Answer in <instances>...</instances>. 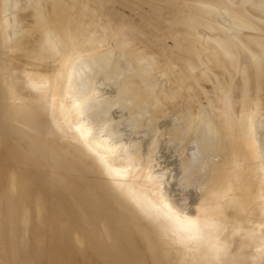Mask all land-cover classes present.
<instances>
[{"label": "bare ground", "instance_id": "obj_1", "mask_svg": "<svg viewBox=\"0 0 264 264\" xmlns=\"http://www.w3.org/2000/svg\"><path fill=\"white\" fill-rule=\"evenodd\" d=\"M12 1L14 3V0H0V47L1 46L5 47V44L9 42L10 39L12 38V41L7 49L11 51L9 60H10V65L13 67L12 68L10 66V70L7 71L6 65L2 62V59L0 58V264H263L264 263V188H263L264 187V164H263L264 155H262V152L257 148V139H256V136L257 135L259 136L258 128L261 126H259V123L256 121L258 123L257 126H259L257 127L258 130H255L256 127L255 129L251 127L250 129L251 131L247 133L245 132L244 126L242 124L244 113L246 114V120L249 122H250L251 117L255 116L254 115L255 113H254L250 117L251 113H253L252 111L253 108L254 110L255 109L258 110V107L257 108L255 107L256 105L258 106L260 99L253 100V101L250 99L247 100L241 94H238V97H236V100L233 101L231 100L232 98L230 97H231L232 92L234 93L235 91L225 90L221 95H218L219 104H216L218 102L214 103L213 101L217 99V96H215L214 93L212 92V97L210 96V98H212L213 101H211L210 98H207L208 101L213 102V104L211 105L212 109L210 110L208 108L209 106H207V108L203 107L200 109L199 116L196 115L197 116L196 126L195 128L193 126L195 133H193L194 131L192 132V134H195V135L188 134V130L191 128V125L187 124L189 122L188 121L189 118H187L188 122L187 121H186L187 123L185 122L187 115H189V117L191 118L193 117V115L190 116V114H187L190 111H192L191 108L188 109L190 111L186 109L187 112L185 114L187 115L185 117V120L184 118L181 117L182 113L179 112L181 114L180 117L184 120V123H183V120L182 122H179L178 119L176 120L175 117H173V120L174 121L176 120L178 122V124H176L175 122V124L173 125L172 124L173 120H171L172 116L165 114L166 112L165 113L161 112L160 111L161 108L157 107L158 108L157 110L160 109L159 112L157 114H154V117H152L151 119L152 120L151 123L150 122L146 123V125L150 123V129L149 127L148 129L144 128L145 133L143 134H139L138 132L135 133L134 131V133L131 134L130 137L128 136L129 134L128 133L127 134V136L129 137L128 139H125L127 137H123L124 139L122 140H125V141L121 140V142L122 143L125 142V145L122 143H119V144H122L124 145V147L126 146L131 149L130 150L128 149L129 152H127L126 151L127 148L123 147V149L126 152L119 155L118 153L115 152L117 145L115 144L113 145L112 144L113 141L111 139L112 138L114 140L117 139L118 141V138L121 136V134H123L125 126L122 122L121 124L117 126V123L114 122L116 121L115 119L113 122L116 124V126H113V127L111 126L112 124L109 126L104 123L105 124L104 128L109 126V130H107L108 128L106 129V132L109 131L108 135L106 136H109V134L111 136V139L110 137L108 138L109 140L107 139V137H104L105 134L104 136H101L97 139L85 136V131L83 129V126L80 125V122H79L80 118L84 119V121L89 120V118L91 120L92 117H89V118L85 117V114H87V112L90 113L91 110L93 111L95 110V109H91V110L89 109H90V105H92V108L94 106L96 107L94 102L97 100L94 101V99L98 98V96L93 99L91 98V96L95 97V95H93L94 93H91L92 95L91 94L89 95V94H86V92L85 94L83 92L85 87L88 93H90L93 89L94 91H98V90H95V88H92L94 85L96 86V83L94 82L96 81L94 80L95 78L93 77V80H94L93 82L92 80L89 81V83L91 82L95 83L94 85L91 84L92 90L90 88H89L90 90L88 89L89 83L85 84V86L83 87L80 86L81 84H79V87H78L79 89L82 90V88H84L82 92H80L77 88L78 83L80 82L76 83L75 80H79V78L81 80V77L83 75L88 76L86 77V79L87 78L91 79V77H89L90 74L89 75L81 74L82 73L81 71H83L84 68L82 66L83 64H80L81 66L79 68L81 67L83 68V70H80L81 72L80 74L82 76L79 78H75L78 75L72 77L71 79L75 78V80L73 79L75 83L73 84V80H71L72 83H69L71 82L69 81L71 69H72L71 65L74 64V63L72 64L73 58L77 54H80V53L90 54L94 50V46L93 47L91 46L92 44L84 48L80 46L78 43L74 45L72 44V42L75 41V40H72V38L76 37L78 33V32L76 33L75 31L77 29L76 28L77 25L74 24L73 21L74 19H76L78 21L77 24L79 23L81 27H85L84 29L88 32V34H89V31L92 34V32L96 30V27L94 26L95 27L94 28L92 26L91 21L89 23L87 20H89L90 18L91 19L93 18L92 15L94 14H91V12L94 13L93 11H95L98 6L92 4V2H90L91 4H88L86 0H81L82 3L81 2H78V3H80L79 5H82V6H80L78 10L73 9L72 11L71 9H66L67 8L66 6H68V4L72 2V0H17V1L15 0L16 1L14 3L16 4L15 6L16 8H15L12 5ZM173 1H172V4H173ZM216 1L218 0H215V2ZM221 1L222 0H220L219 2ZM226 1L227 0H225V2ZM247 1H250V0H247ZM40 2H42L41 4L43 6H41ZM225 2H223V4ZM120 3H121V6L125 8L133 9L134 7L133 11L135 10V6L131 8V2L128 0L120 1ZM174 3H177L176 5H178L179 2L174 1ZM221 4L222 3H220L218 6L226 7L228 5V4L227 5L222 4L223 5L222 6ZM75 5H76V8H78L77 7L78 4H75ZM167 5H166V8H167ZM70 6H73V5H70ZM100 6H103V5H100ZM140 6H142V4ZM12 7L13 9L15 8L14 12H16V15L20 13V16L18 18H15V20L14 18H12V15L15 13L13 12L12 14L10 11L12 10L11 9ZM137 7H139V5ZM171 7L173 8V6ZM183 8H181V10ZM185 8H186V14H187L188 10H190V7L188 10H187V7ZM103 9L105 13L113 17L112 18L113 20L114 19H116V21L118 20V18H116V15H118L117 12H119V9L112 11L111 9H109L108 6L106 8L104 7ZM141 9L142 8H140L139 10L140 13H141ZM223 9H226V8H223ZM148 10H150L149 7H148ZM148 10H147V14H148ZM172 10H174L175 12L177 11L174 8ZM181 10H180V13L182 12ZM227 10L230 11L229 9ZM244 10H247L253 17L262 16L264 15V0H256L253 3V5H251V8H247ZM145 11L146 10H144L142 14H139V15L143 16V13H145ZM155 11L157 12V9H155ZM174 11L172 12L174 13ZM196 11H199V10H196ZM205 11L209 12V10H205ZM153 13H154V9H153ZM157 13L158 14L160 13L159 10ZM164 13L166 15V10L164 11ZM164 13L162 15H164ZM147 14L145 13V16H144L145 18H147L148 20L153 19V18H150L149 14L147 16ZM158 14H155L154 17H157L156 15ZM231 14L234 15V12H231ZM16 15L15 16L13 15V17H16ZM74 15L76 18L74 17ZM83 15L85 16L88 15V17L90 16V18L85 20L84 19L85 16L83 17ZM175 15L177 14L175 13L174 16ZM99 16L100 15H98V17ZM142 16H140L141 19L143 18ZM190 16H193V15H190ZM234 17H237V16L235 15ZM160 18H161V15L159 14L158 20H160ZM168 18H171V17H168ZM108 19L110 18L108 17ZM11 20L13 23H11ZM98 20L99 21L102 20V17H100ZM99 21L95 22L98 24V26H99ZM202 21H204V17L193 16V17H190L184 20L183 23L191 24L194 22L193 24H195L196 22L198 24H201ZM155 22L152 21L153 24ZM254 22H256V20H254ZM114 23L116 22L115 21L113 23L111 22L110 25L112 26L109 25L111 27L110 28L111 30L114 26L115 28H117L116 27L117 24L115 25ZM147 23L149 24V21ZM161 23L162 22H160L159 24ZM136 24L138 25V23ZM193 24H191L189 28ZM106 25H105V28L107 30ZM162 25L163 24L161 25L156 24V26H159L157 27V29L158 28L160 29ZM166 25L169 27L170 24L169 25L166 24ZM166 25H164L165 29L162 27L163 30H166L167 28ZM179 25L176 28L173 27V30L175 28L176 29L175 31H178V29L180 28ZM195 25H193L194 28L197 27ZM236 25L239 26V24H236ZM101 26L104 27V22H103V25ZM136 26H134L133 24L130 23V21L128 22L127 20V23L126 22L124 23L121 21L118 27H121V28L131 27L132 30L134 31L136 30L141 31V28H144V31L145 29H147V27L145 26L142 27V25L141 27L140 26L138 27L140 29H135ZM210 26L214 27L213 25H210ZM30 27L39 28V33L35 35H29L30 36L29 38L25 39L22 42H19V38ZM88 27H90V29H88ZM93 28L94 30L91 31V29ZM115 28L113 29L115 30ZM148 28H150V32H152L151 28H154V31L156 29L154 26L148 27ZM147 30H146V33H148ZM173 30L171 28V32ZM108 31L109 30H107V32ZM121 31L118 33L119 35H116V36L120 37V34L123 33V31L122 32ZM140 31H136V32H140ZM125 32L129 33V31H125ZM155 32H152L153 35ZM81 33L86 34V32L84 31ZM110 34H113V33H110ZM110 34L109 36L107 34L108 37L106 36L108 40L110 39L109 38L111 36ZM157 34H160V30H159V33ZM166 34L164 33L163 37L167 38L170 36V34L169 36H167ZM171 34H173V32ZM90 35L88 36L86 34L88 38L90 37ZM94 35L92 34L91 37H93ZM179 35L176 34L175 36L179 38L178 37ZM116 36L114 37L116 38L114 42L117 41ZM138 36H141V35L139 34L137 35V37ZM142 36L138 38H143ZM147 36L150 37V35H147ZM147 36H146V39H147ZM181 36L183 35L181 34ZM247 36L250 37L249 35ZM137 37H135L134 39H137ZM158 37H161V36L158 35ZM153 38L151 39L153 40ZM169 38L167 39L171 40ZM177 38L176 40H172V42L177 41ZM182 38L180 39L182 40ZM92 39L93 38L91 39L89 38V40L86 39V41L89 42ZM151 39L149 38L147 40L151 41ZM131 40L129 39L130 42ZM142 40H144V38L141 39V41ZM161 40L163 41L166 39H161ZM183 40H185V38H183ZM197 40L198 41L196 42L199 43L200 39L198 38ZM154 41H158V39ZM192 41H193V38H192ZM257 41L259 43V40ZM106 43L108 44L109 42L106 41ZM127 43L126 44L129 46V42ZM151 43L154 44L153 42H150V45ZM159 43L161 42L158 41V44ZM57 44L66 45V47H68L69 50L71 49V51H66L61 54L60 59H57L54 62H49L48 60L50 59V57H52L51 52L56 47ZM99 44H97V46ZM136 44H138V41ZM183 44L182 46L181 44L179 45L182 47V49H183V46H185V49L188 48L190 50L194 48L191 45L187 46ZM202 44L203 43H201V46L203 47L204 45H207L205 44V42H204V45ZM155 45L157 44L155 43L154 46ZM257 45L255 46L258 49ZM97 46L95 45V48ZM99 46L96 48V50H98ZM105 46L106 45L103 44L102 46H100V48L105 47ZM115 46L116 45H114L113 43L112 47L115 48L116 50ZM131 46L132 45L129 46L131 49L133 48L134 51H137L133 47L134 43H133V46L132 47ZM108 48H110V46ZM108 48H105V49L108 50ZM113 48H110V49L113 50ZM149 48L152 49L153 46L152 48L151 47ZM164 48L162 50H159V48H157V52L158 50L164 51ZM263 48H264V42H263L262 49ZM253 49L254 48H252V50ZM257 49L256 51L254 50L253 52H250V54L241 52L240 51L241 49H240L238 54L234 55V57H239V63L241 61L240 58L244 60V65H243L244 74L242 71V75L244 78L249 79L250 83L251 81L259 82L264 79V75L260 73H258V75L251 74L252 72H250L254 64H257L259 66H262L264 64V56L260 52H257L258 51ZM262 49H261V52L263 51ZM72 50H75V51L77 50L76 51L77 53H75V51L73 52ZM96 50L94 51L96 52ZM112 50L111 52L115 58L116 54H114L113 52L114 50L113 51ZM169 50L170 52H172L170 48ZM194 50H197V48H194ZM152 51L153 49L151 50V52ZM168 51H166L165 54H167ZM182 51L183 50L181 51L179 50L181 54L179 53L180 56L178 58H180L184 52H185L184 55H187L186 53L188 51H183V53ZM204 51L205 50H203V52ZM98 52L99 54L102 53L99 50ZM146 52L147 51L145 50V53ZM191 52L193 53L196 51L191 50L190 53ZM197 52L200 53L201 51L199 50ZM160 53L161 52H158L159 55ZM94 54H97V53H93L92 55ZM138 54L141 55L143 53L138 52ZM146 54H147L146 57H148V52ZM207 54H203V55H207ZM111 55L109 57H105L103 55L101 56V58L99 57L100 59L98 58L97 61L109 63L111 60H114L113 56ZM144 56L145 54L140 56V59H141L140 61H143L145 65L149 62V60H147V58H145ZM168 56L171 57L169 54ZM207 56H209V54ZM87 57H90V56L87 55ZM94 57L96 58V56ZM161 57H163V55ZM191 57L193 58V54ZM191 57L189 58L191 59ZM27 58H30L31 60H28ZM156 58L157 57H155L154 59ZM186 58L184 59L183 57L185 62L189 59L188 58L186 60ZM36 59L41 60L42 62L34 63L33 60H36ZM212 59L213 58L211 57V60ZM229 59L231 60V57H229ZM175 60L176 58L174 57L173 62ZM184 60H180V63ZM213 60H218V59L216 58ZM112 62L113 61H111L110 63L112 64ZM166 62L168 61H165V65H166ZM205 62H206V59H205ZM77 63H78V60H77ZM117 63L119 65V68L120 66L123 65L120 59L119 60L117 59ZM180 63L177 62L179 67H180ZM186 63L182 62V64H185L187 67L188 65ZM221 63L222 65L225 64L224 66H227V64L229 63L232 64L230 61H227V63H225V60L224 62L222 60ZM239 63L238 65H240ZM86 64L88 65V63ZM140 64H137V66ZM87 65H85L84 63V67H86ZM76 66L78 67L79 64ZM76 66H74L75 67L74 70L76 69L75 72L79 73L77 71L78 68ZM96 66H94V68ZM156 66H157L156 68H159V65H156ZM162 66L163 64L160 67L161 69H162ZM150 67H148V70H151L152 72L153 69L151 68L152 67L154 68V66H152L151 68ZM189 67L195 70L194 65L190 64ZM220 67L222 68V66ZM112 68L113 67L111 66V69ZM182 68H184V66ZM233 68H236V67H233ZM239 68L237 67V69ZM107 69L105 70L107 71ZM111 69L108 70L107 73H109ZM113 69L115 70L116 66ZM237 69L234 72H237ZM174 71L172 72L171 70V73H174ZM186 71L187 70H185V72ZM239 71L240 70H238V72ZM84 72L85 70L83 71V73ZM147 72L145 71V74H138L141 77L139 79V83H137L136 86L133 87L134 93L132 92V96L136 97L135 92L138 93L143 89L140 83L144 81V78L146 77L145 75ZM168 72L170 71L168 70ZM219 72L221 73L222 69L221 71L219 69ZM93 73L95 75L94 71ZM180 74L182 75V73ZM201 74L203 75L204 73H201ZM215 74L219 75L218 73H215ZM223 74L224 73H222V75ZM235 74L239 76L238 75L239 73L238 74L235 73ZM169 75L172 76V74H169ZM204 75L207 77V74H204ZM187 76H185V78H187ZM203 76L201 77L203 78ZM237 76H236V80L234 78L236 82L238 80ZM101 77H103V79L105 78V76H101ZM181 77H177V78L179 79ZM198 77L199 78L195 77L197 80L195 78L194 80L198 81V79L201 78L200 76ZM240 77L242 79V76ZM82 78L85 79V76ZM99 78L100 76L98 77L97 81L103 80ZM172 78L174 77L172 76ZM226 78H223V79H226ZM159 79H162V78H159ZM188 79L190 78L188 77ZM188 79L186 80L188 81ZM202 80L205 82V80L207 79L205 78V80L204 79ZM221 80L219 81V83L221 82ZM159 81L157 80V82ZM182 81L185 82L184 79ZM207 81L210 82V80H207ZM168 82L170 81L168 80ZM234 83L232 82V84ZM71 84H73V87L76 84L75 86L76 88L72 87V89L74 90L77 89L76 91L78 93L77 95L83 93V95H86V96L89 95V97L87 98L89 99L91 98V101L89 102L91 104L85 103L86 104L85 111L83 108H78V109L75 108V104L78 105L83 100L87 99L84 96L82 97L80 95L74 99L75 100L74 108L71 109V106H73V104L71 103V101H68L67 99V91H69V88L72 86ZM147 84L149 85V83ZM194 84L197 85V88H200L198 87V85H201L199 84V82L198 84L194 82ZM97 85L99 86L100 84L97 82ZM123 86L124 85H121V88ZM113 88H116V87H114L113 85ZM197 88H194V89L198 91ZM106 89H107V86H106ZM202 89H204V87ZM114 90L112 91L115 94ZM257 90H254V91H257ZM101 91H98V92H101ZM150 91H152V89ZM150 91H148V94L151 96ZM209 91H213V89L209 88ZM198 92H195V93H198ZM202 92L201 94L204 93ZM101 93H103V91ZM126 94H128V92ZM115 95H117V93ZM262 95L259 94V96H262ZM207 96L209 97V95ZM213 96H215L216 98H213ZM194 97L191 96L190 98L188 96V99H192V101L195 102L198 100L197 98H199L200 95L196 98L197 100ZM204 97H205V94H204ZM255 97L253 96L254 99ZM82 98L84 99L82 100ZM132 98H133L132 99L133 101H137V100H134L136 98L134 97ZM142 98L145 99L144 97ZM172 98H175V97H172ZM132 100L131 102H133ZM201 100L203 101L202 98ZM208 101L206 103H209ZM101 104L98 107H100ZM179 104L180 103H178V105ZM146 105L144 103L143 106L141 105L140 106L144 108V106L146 107ZM223 105L226 107V109L222 112V114L220 113V115L219 114L215 115L219 109L223 108ZM135 106L136 104H134V110L136 108V110H139V112L140 111L142 112L143 109L140 110L139 107L137 109V106L136 107ZM149 106L150 105L148 104V108L146 109H149ZM184 106L185 105H183L182 108ZM173 107L175 110V106ZM177 107L179 108L181 107V105L176 106V109ZM104 108H103V111L107 110ZM101 110H98V111H101ZM131 110L134 111L132 108ZM256 110L254 112H256ZM93 111L92 113L96 112V110L94 112ZM175 112L176 111L171 112V113H175ZM182 112H185V111H182ZM92 113L90 114L92 115ZM171 113L169 112V114ZM108 114H106L107 121L110 120L109 118L110 116L108 117ZM141 114H145V112ZM132 115L134 114H131V116ZM92 116L94 118V114ZM97 116H100V115L97 114ZM97 116L95 114V117ZM135 116L137 119V120L135 119V125L137 126V123L140 124L139 118L140 117L144 118V116L146 115L144 116L135 115ZM178 116L177 118H179ZM93 118H92L93 122H91V125L95 126L96 124H94ZM148 119L149 117L147 119L144 118V120H148ZM193 119L194 118L189 119V120L192 121ZM86 122L88 123V121ZM87 123L85 126H87ZM142 123L144 124V122ZM88 125L90 124L88 123ZM166 125L169 126L168 129L170 128L171 132L167 130ZM189 125H190V128H189ZM262 127L264 128V126ZM89 128L91 130L93 128L94 129L93 131H95L96 129L94 127H89ZM110 128H113V129H110ZM149 130L151 132H148ZM164 130H167L169 131L170 134H173L171 138L174 137L173 138L174 140H171V142L173 141L174 144H177L178 146L180 145V143H182V146H179V148L181 147L183 148V143L186 145L185 151H181L182 154L180 158L182 157V155H185V152L187 153V155H185L184 158H186V156H188L187 158H189L188 160H184L180 162L174 174L175 179L177 178L174 182L177 181V184L175 183L176 184L175 185L172 183L170 184V187L168 188L167 186H165L167 184H164L165 179L163 180L162 175L160 174L153 175L151 173V170H154V166H155V164H153L154 163L153 161L154 160L159 161L156 158L154 159V157L157 154V148H158L157 146L161 147V145H159L158 143L160 141L162 142L163 137L165 138V136H167L166 132H165V136L162 133ZM189 131H191V129ZM260 131L261 132L263 131V134L260 135L259 138H261V136H264V130H260ZM258 142L260 141L258 140ZM134 145L136 147H134ZM165 145H163V147ZM228 145H232L231 148ZM131 146H133L134 149H132L133 147ZM214 146L219 147L218 149L216 148L217 151L215 150L216 151L215 154L221 156L220 157L221 160L217 159L218 161H216L214 158L218 156H215L213 158L214 160H211L210 162H208V164L203 163L205 164V166H203L205 168L202 171L203 172L202 178H200V182L198 183L199 187L198 186L197 187L199 190L203 191L204 195L200 197L197 196V198L195 197L196 199L194 198L195 199L194 200L193 197L195 195L191 193L194 196H191V194H189L188 196L186 194V189L187 187L190 188L191 182L188 183V181L192 179L194 172H196L197 170V166L195 165L196 158L197 157L201 158L205 154L206 151H207L206 154L209 153L211 150L208 152L209 150L208 148H212ZM225 146L228 147L229 149L226 150ZM166 148H170V146ZM202 150H204L205 152H203ZM163 151L165 150L163 149ZM200 151L203 152L202 156L201 155L198 156ZM121 152L122 150L120 151V153ZM174 153H175V148H174ZM156 157L158 158V156ZM204 157H206V155H204L202 159ZM206 158L204 159L206 160ZM207 161L208 160H206L205 162ZM163 171L164 170H162V172ZM155 172L156 170L154 171V173ZM174 175H172L173 178H174ZM194 180L196 182V179ZM170 182L172 181L169 180V183ZM165 195L168 197L169 200L164 199V197H166ZM197 195H201V194L197 192ZM181 205L182 206L186 205L188 207L185 209L183 207L184 209L183 210L180 207ZM244 222H246V224ZM242 223L245 225H243ZM8 248H11V250L9 249L10 251H7Z\"/></svg>", "mask_w": 264, "mask_h": 264}, {"label": "rangeland", "instance_id": "obj_2", "mask_svg": "<svg viewBox=\"0 0 264 264\" xmlns=\"http://www.w3.org/2000/svg\"><path fill=\"white\" fill-rule=\"evenodd\" d=\"M17 1V0H16ZM15 0H14V3L16 2ZM120 1H125V0H95V2H94V0H86V2H88V4H91L90 2H92V4H94V5H96V6H98L97 7V9H99V10H95V11H93L94 13H92L91 12V14H94V15H92L93 16V18L91 19L90 18V16L88 17V15L90 14H88L87 16H85V15H83V17H84V19L85 20H87V19H89V20H87L89 23H90V21H91V23H92V26L94 27H96V30H94V28L93 29H91V31H93V32H95V33H93L92 32V34L94 35L93 37H91V33H90V31H89V34H88V32L84 29L85 27H81L80 25H79V23L77 24V20L76 19H74V21H73V23L74 24H76L77 26H76V33H77V36L76 37H74V38H72V40H75V41H73L72 42V44L74 45V44H76V43H78L80 46H82L83 48L84 47H86V46H88V45H91L92 47L94 46V50H96V48L100 45V46H102L103 44L104 45H106L105 47H102L103 48V50H102V48H100V46H99V48H98V50L99 51H101L102 53H100L99 54V52H98V50H96V52L93 50L92 52L93 53H97V54H94V55H92L93 53L91 52L90 54L89 53H82L83 54V56H82V54L80 53V54H77L74 58H73V60H72V64L74 65V66H76V65H78L79 64V66L77 67L78 68V72L79 73H76L75 72V70H74V66L73 65H71L72 67V69H71V74H70V79H69V81H71V80H75V78H79V77H81L82 75L81 74H90L89 75V77H91V79L90 78H87L86 79V77H88L87 75H83L82 77H84L85 76V79L84 78H82L81 77V80L82 79H84V80H80V78H79V80H75V82L77 83V82H80V83H78V86H77V88L79 87V84H81L80 86H85V84H87V83H89V81H91L92 80V82L94 81V80H96V81H94L95 83H96V86L94 85L95 83H89V87H88V89L90 88L91 90H92V88H95V90H98V91H103V93H101V92H98V91H94V89L90 92V93H88L87 91H86V87H85V89L84 88H82V90H83V92H84V94H85V92H86V94H91V93H94L93 95H95V97L93 96H91V98H96L97 96H98V98H96V99H94V101L95 100H97V101H93L94 103H95V105H96V107L94 106L93 108H92V105H90V109L89 110H91V109H95L96 110V112L95 113H92V111L93 110H91V112L90 113H92V115L94 114V118H93V116L90 114V113H88L87 112V114H85V117H92L93 118V120H94V124H96L95 126H97V127H95L94 125L92 126L91 125V122H93L92 121V118H91V120H90V118H89V120H86V121H88V123L91 125H88V123L86 122V121H84V119H82V118H80V125H82L83 126V129H84V131H85V136H88V137H92V138H99V137H101V136H104V134H105V136L104 137H107V139L110 137V139H111V136H110V134H109V136H106V135H108V133H109V131H107L106 132V129L107 130H109V126L111 125L112 127L113 126H116V124L115 123H117V126L119 125V124H121V122L124 124V126H125V129H124V132H123V134H121V136L118 138V141H117V139L116 140H114L113 138L111 139L112 141V144L114 145H117L116 146V149H115V152L116 153H118L119 155L120 154H123L124 152H129L128 151V149L130 150L131 148H128V147H126L127 149H126V151L123 149V147H124V145H125V142H121V140L122 139H124L123 137H127V138H125V139H128L129 137H130V135L131 134H133L134 133V131H135V133H139V134H143V133H145V131H144V128H147L148 129V127H149V129H150V123H151V119H152V117H154V114H157L158 112H159V110H157L158 108H161V112H163V113H165V114H168V115H170V116H172V119L171 120H173V117H175V119L177 120L178 119V121L179 122H182V118H184V120H185V117H186V115L187 114H190V116L191 115H193V117L192 118H194L192 121L191 120H189V119H192L191 117H189V115H187V117H186V120H185V122L187 121V118H189L188 119V123L187 124H190L191 125V128H190V125H189V128L191 129V131H189L190 129L189 128H187V129H189L188 130V134L190 135H195V134H192V132L194 131V129H193V126H194V128H195V126H196V119H197V116H199V113H200V109L201 108H203V107H206L207 108V106H209L208 108L211 110L212 109V107H211V105L213 104V102L215 103V102H218V103H216V104H219V100H218V95H221L225 90H231V91H235L234 93L232 92V94H231V97L230 98H232L231 100H233V101H235L236 100V97H238V94H241L244 98H246L247 100L248 99H250V100H259V104H258V106L256 105V107L255 108H257L258 107V110H256V112H254L255 110H254V108L252 109V111H253V113H251V115H250V117L252 116V114H254L255 116H257V117H255V116H252L251 117V119H250V122L249 121H247L246 120V114L244 113L243 114V126H244V129H245V132H250L251 130V127H253L254 129H255V127H256V129L255 130H258V134H259V136L260 135H262L263 134V131L261 132L260 130H264V128L262 127V126H264V79L263 80H261V81H259V82H255V81H251V83L249 82V79H247V78H244L243 77V75H242V71H243V65H244V60H242L241 58H240V63H239V57H234V55H237L238 54V52H239V50L241 51V52H245L246 54H250V52H253L254 50L256 51V46L255 45H257V47H258V51L257 52H260L261 54H263V56H264V48L262 49V47H263V42H264V15H262V16H259V17H253L247 10H244V9H247V8H251V5H253V3L256 1V0H250V1H245V0H227L226 2H225V0H222L223 2H225L224 4L225 5H227L226 7L225 6H223L224 4H223V2L221 1V2H219L220 0H218V1H216L215 2V0H174L175 2H179L178 3V5H176L177 3H174V1L173 0H128V1H130L131 2V8L133 7V6H135V10L133 11V9H134V7H133V9H129V8H125V7H123V6H121V3H120ZM168 1V2H167ZM172 1H173V4H172ZM183 1V2H182ZM185 1V2H184ZM230 1V2H229ZM236 1V2H235ZM78 2H81V0L80 1H78V0H72V2L71 3H69L68 4V6H66L67 8L66 9H71L72 11H73V9H79L80 8V6H82V5H79L80 3H78ZM100 2V3H99ZM101 2H102V4H101ZM135 2V3H134ZM138 2H139V4H138ZM145 2V3H144ZM153 2V3H152ZM190 2V3H189ZM238 2V3H237ZM239 2H240V4H239ZM13 3V1H12V5L15 7L16 6V4H14ZM42 2H40V4H41ZM82 3V2H81ZM137 3V4H136ZM152 3V4H151ZM217 3V4H216ZM220 3H222L221 5L223 6V7H219L218 5ZM241 3H243V4H241ZM75 4H78L77 5V7L78 8H76V5ZM105 4H107V5H105ZM142 4V6H140ZM160 4H162V5H160ZM164 4H168V5H170V6H168L167 5V8H166V5H164ZM70 5H73V6H70ZM100 5H103V6H100ZM105 5V6H104ZM139 5V7H137ZM144 5V6H143ZM154 5V6H153ZM165 7H164V6ZM188 5V6H187ZM41 6H43L42 4H41ZM109 7V9H111L112 11L114 10H116V9H119V12H117L118 13V15H116V18H118V20L116 21V19H112L113 17H111V15H108L107 13H105L104 12V7L106 8V7ZM111 6H113V7H111ZM115 6V7H114ZM147 6V7H146ZM171 6H173V8L175 9V10H177L176 12L174 11V10H172L173 8L171 7ZM180 8H179V7ZM201 6V7H200ZM230 6V7H229ZM239 6V7H238ZM244 6H246V7H244ZM69 7V8H68ZM103 7V8H102ZM120 7V8H119ZM145 7V8H144ZM148 7H149V9L150 10H148ZM158 7H159V9H158ZM184 7V8H183ZM185 7H187V10L189 9V7H190V10H188V12H187V14H186V8ZM16 8V7H15ZM15 8L13 9V7L11 8L12 10H10L11 11V13L13 14V12L15 11ZM115 8V9H114ZM137 8V9H136ZM140 8H142L141 9V13H140ZM152 8V9H151ZM170 8H172V9H170ZM181 8H183L182 10H181ZM223 8H226V9H223ZM153 9H154V13L156 12L155 11V9H157V12H158V10H159V14L161 15V18H160V20H158V18H159V14L156 12L155 14H158V15H156L157 17H154L155 16V14L153 13ZM160 9H161V11H160ZM166 10V15H165V13H164V11ZM169 9V10H168ZM179 9V10H178ZM185 9V10H184ZM194 11H193V10ZM227 9H229L230 11H231V9H232V11L231 12H234V15L233 14H231V12L230 11H228ZM70 10V11H71ZM144 10H146L145 11V13L147 14V10H148V14L150 15V18H153V19H147V18H145L144 16H145V13H143V16L142 15H139V14H142V12L144 11ZM180 10L182 11L181 13H180ZM196 10H199V11H196ZM205 10H209V12H206ZM80 11V10H79ZM150 11H151V13H150ZM170 11V12H169ZM172 11H174V13L172 12ZM100 12V13H99ZM132 12V13H131ZM164 13V15H162L163 13ZM183 12H184V14H183ZM15 14H13L14 16L16 15V12H14ZM162 13V14H161ZM173 13V14H172ZM177 14V15H175L174 16V14ZM204 13V14H203ZM228 13H229V15H228ZM90 14V15H91ZM100 15L99 17H98V15ZM148 14H147V16H148ZM153 14H154V16H153ZM180 16H179V15ZM196 14V15H195ZM13 15H12V18H14V20H15V18H18L19 16H20V13L18 14V15H16V17H13ZM126 15V16H125ZM136 15V16H135ZM152 15V16H151ZM167 15H169V16H167ZM173 15V16H172ZM190 15H193V16H197V17H204V21H202V23L201 24H198V23H196L195 22V24H197V25H195V24H193V23H191V24H193V25H195V26H197V27H195L194 28V26L192 25L190 28H189V26L191 25V24H185V23H183V21L184 20H186V19H188V18H190V17H193V16H190ZM232 15V16H231ZM237 16V17H234V16ZM78 16V15H77ZM80 16H82V15H80ZM120 16H121V18H120ZM135 16V17H134ZM140 16H142L143 18H145V19H143V20H145V21H149V24L147 23V22H145V21H143L142 19H141V17ZM162 16H166L165 17V19H164V17H162ZM231 18H230V17ZM74 17H75V15H74ZM88 17V18H87ZM100 17H102V20H98ZM108 17L110 18V19H108ZM127 19H126V18ZM132 17V18H131ZM168 17H171V18H168ZM176 17H177V19H176ZM248 17V18H247ZM11 18V19H12ZM76 18V17H75ZM149 18V17H148ZM155 18H156V20H155ZM168 18V19H167ZM180 18H182V19H180ZM237 18V19H236ZM99 21V26H98V24L97 23H95V22H98L97 20ZM119 19H120V21H119ZM133 21H132V20ZM256 20V22H254V20ZM95 20V21H94ZM112 20V21H111ZM127 20H128V22L130 21V23L131 24H133L134 26H136L137 24L136 23H138V25L135 27V29H140V28H138L139 26L141 27V25H142V27H147V29H145V31H144V28H141V31L140 30H136V31H140V32H142V33H140V32H136V31H134V30H132V28L131 27H126V28H121V27H118L119 26V24L121 23V21L122 22H126L127 23ZM142 20V21H141ZM150 20H151V22H150ZM215 20H217V21H215ZM225 20V21H224ZM227 20V21H226ZM258 20V21H257ZM106 21V22H105ZM116 22V23H114L115 25H116V27L117 28H115V26L113 27V28H115V30L112 28V30L110 29L111 27L110 26H112V25H110L111 24V22L113 23V22ZM152 21H156L154 24L152 23ZM175 21V22H174ZM103 22H104V27H102L101 25H103ZM110 22V23H109ZM157 22H162L161 24H163L161 27H160V29L158 28L157 29V27H159V26H156V24H158V25H161V24H159V23H157ZM174 22V23H173ZM219 22V23H218ZM11 23H13L12 22V20H11ZM101 23V24H100ZM107 25H106V24ZM108 23H109V25H108ZM141 23V24H140ZM145 23V24H144ZM165 23V24H164ZM173 23V24H172ZM177 23V24H176ZM255 23V24H254ZM260 23H262V24H260ZM95 24V25H94ZM153 24V25H152ZM166 24H170L169 25V27L166 25ZM172 24V25H171ZM180 24V25H179ZM236 24H239V26H237ZM248 24V25H247ZM258 26H257V25ZM260 24V25H259ZM105 25H106V27H107V30H109L108 32H107V30H106V28H105ZM164 25H166V27L167 28H169V29H167L166 28V30H163V28L165 29V26ZM177 25V26H176ZM178 25H179V29H178V31H175L176 29V27H178ZM184 25V26H183ZM186 25V26H185ZM210 25H213L214 27H211ZM221 25V26H220ZM256 25V26H255ZM79 26V27H78ZM155 27L156 29H155V31H154V28H151V31L152 32H155L154 33V35H153V33L152 32H150V28H148V27ZM246 26V27H245ZM260 26V27H259ZM101 27V28H100ZM163 27V28H162ZM172 28V30H173V27H175L174 28V30L172 31L173 32V34H171L172 32H171V28ZM186 27H187V29H186ZM219 27V28H218ZM237 27V28H236ZM87 28V27H86ZM183 28H184V30H183ZM260 28V29H259ZM88 29H90V27H88ZM104 29V30H103ZM119 30V32L122 30L123 31V33H121L120 34V37L119 36H116V35H119L118 33V30ZM198 29V30H197ZM247 29V30H246ZM249 29V30H248ZM146 30H147V32L148 33H146ZM159 30H160V34H157V33H159ZM163 30V31H162ZM223 30V31H222ZM242 30V31H241ZM261 30V31H260ZM38 31V32H37ZM86 32V34L89 36L90 34V39L91 38H93L92 40H90L89 42L88 41H86V39H88L89 40V38H88V36H86V34H84V33H81V32ZM111 31V32H110ZM112 31H114V32H112ZM121 31V32H122ZM125 31H129V33L128 32H125ZM144 31V32H143ZM158 31V32H157ZM169 31V32H168ZM184 31V32H183ZM188 31V32H187ZM199 31V32H198ZM98 32V33H97ZM162 32H163V34L165 33L166 34V32H167V36H169V34H170V38L169 37H167V38H169V39H171V40H168L167 38H165V37H163V34H162ZM171 32V33H170ZM178 32H179V34H180V32H181V34L184 36H181V34L179 35L178 34ZM237 32V33H236ZM247 32H249V33H247ZM37 33H39V28H36V27H30L29 29H27L25 32H24V34L19 38V42H22V41H24L25 39H27V38H29L30 36L29 35H35V34H37ZM80 33V34H79ZM110 33H113V34H110ZM114 33H116V34H114ZM142 36L143 34V38H144V40H142L141 41V39H143V38H138V37H141V36H138L137 37V35H139V34ZM151 33H152V35H151ZM186 33H188V34H186ZM198 33V34H197ZM262 33V34H261ZM104 34V35H103ZM107 34H108V36H109V34L111 35L109 38V40H108V36H107ZM122 34H123V36H122ZM136 34V35H135ZM162 34V35H161ZM177 34V35H179L178 37L179 38H177V36H175V35ZM184 34H186V35H184ZM200 34V35H199ZM234 34V35H233ZM27 35V36H26ZM76 35V34H75ZM117 37V41H115L114 42V40H116V38H114L115 36ZM147 35H150V37L149 36H147V39H151V38H153V40L151 39V41H149V40H147L146 39V36ZM158 35L159 36H161V37H158ZM165 35V36H166ZM190 35V36H189ZM205 35V36H204ZM228 35V36H227ZM237 35V36H236ZM247 35H249L250 37H248ZM107 36V37H106ZM113 36V37H112ZM124 37V38H122V37ZM130 36V37H129ZM145 36V37H144ZM193 36V37H192ZM253 36V37H252ZM84 37H86V38H84ZM97 37V38H96ZM132 37H133V39L135 38V37H137V39H134V41H133V39H132ZM185 38V40H183V38ZM189 37V38H188ZM201 37V38H200ZM203 37V38H202ZM205 37V38H204ZM229 37V38H228ZM237 37V38H236ZM240 38V40H239V38ZM245 37V38H244ZM261 37V38H260ZM119 38V39H118ZM128 38V39H127ZM176 38H177V41H175V42H172V40H176ZM180 38H182V40L180 39ZM192 38H193V41H192ZM200 39L199 40V43L198 42H196V41H198L197 39ZM215 38V39H214ZM248 38V39H247ZM97 39V40H96ZM100 39V40H99ZM104 39H106V40H104ZM121 39V40H120ZM129 39L131 40V42L129 41ZM140 39V40H139ZM146 39V40H145ZM158 39V41L159 42H161V43H159L158 44V41H154V40H157ZM161 39H166V40H163L164 41V43H163V41L161 40ZM180 39V40H179ZM191 39V40H190ZM210 39V40H209ZM226 39V40H225ZM241 39H242V41H241ZM254 39V40H253ZM190 40V41H189ZM204 40V41H203ZM253 40V41H252ZM256 40V41H255ZM257 40H259V43H258V41ZM261 40V41H260ZM11 41H12V38L10 39V41L9 42H7L6 44H5V47L4 46H1L0 47V58L2 59V62L6 65V67H7V71L8 70H10V54H11V51L10 50H8L7 48L9 47V45H10V43H11ZM106 41L107 42H109L108 44L106 43ZM133 41V42H132ZM137 41H138V44H136L137 43ZM145 41V42H144ZM167 43H166V42ZM181 41V42H180ZM186 42V43H184V42ZM244 41V42H243ZM55 42V41H54ZM93 42V43H92ZM97 42V43H96ZM99 42H100V44H99ZM127 42H129V46L130 45H132L133 46V43H134V48H135V50H137V51H134V49L132 48H130L127 44ZM147 42H149V43H147ZM150 42H153L154 44L156 43L157 45H155L157 48H159V50H162L164 47H166V48H164V51H159L158 50V52H161L160 53V55L158 54V52H157V48L154 46V44H152L151 43V45H150ZM184 44H183V43ZM192 42V43H191ZM204 42H205V44H207V45H204ZM252 42V43H251ZM255 42H256V44H255ZM113 43H114V45H116L115 47H116V50H115V48H113L112 46H113ZM117 43V44H116ZM127 43V44H126ZM174 43V44H173ZM178 43H180L181 44V46H182V44L183 45H191L192 47H194V48H197V50H194V48L193 49H191L192 51H196V52H191L190 53V49H185V46H183V49H182V47L181 46H179L180 44H178ZM197 43H198V45H199V47H198V45H197ZM201 43H203L202 45H204V47L203 46H201ZM97 46V44H99L96 48H95V45ZM119 44V45H118ZM121 44V45H120ZM170 44V45H169ZM261 44V45H260ZM73 45H72V47H73ZM140 45V46H139ZM148 45V46H147ZM150 45V46H149ZM159 45V46H158ZM164 45V46H163ZM167 45V46H166ZM110 46V48H113V50L112 49H110V48H108ZM131 46V47H132ZM142 46V47H141ZM144 46V47H143ZM152 46H153V48H152ZM207 48H209V49H207ZM239 47V49H238V47ZM70 47V46H69ZM141 47V48H140ZM146 47H147V49H146ZM149 47H151L152 49H153V51L151 52V50L152 49H150ZM105 48H108V50H106ZM129 48V49H128ZM169 48L171 49V51L172 52H170V50H169ZM190 48V47H189ZM203 48V49H202ZM221 48V49H220ZM252 48H254L253 50H252ZM256 48V49H255ZM128 49V50H127ZM148 52V57H146V53H145V50ZM150 49V50H149ZM166 49V50H165ZM185 49V50H184ZM207 49V50H206ZM233 49H234V51H233ZM261 49L263 50L262 52H261ZM105 50V51H104ZM111 50L114 52V54H116L115 55V58H114V55L112 54V52H111ZM156 50V51H155ZM169 50V51H168ZM179 50L181 51V50H183V51H188L186 54L187 55H184L185 54V52L183 53V51H182V55H181V57L180 58H178L179 56H180V54H181V52H179ZM201 51L202 52V54H201V52L200 53H198L197 51ZM203 50H205L204 52H203ZM214 50V51H213ZM225 50V51H224ZM66 51H71V49L69 50V48L68 47H66V45H59V44H57L56 45V47L52 50V52H51V55H52V57H50V59L48 60L49 62H54L55 60H57V59H60V56H61V54L62 53H64V52H66ZM73 52L75 51V50H72ZM77 51V50H76ZM75 51V53H77ZM116 51V52H115ZM126 51V52H125ZM144 51V52H143ZM154 51H155V53H154ZM166 51H168L167 52V54H165L166 53ZM219 51V52H218ZM10 52V53H9ZM138 52L139 53H143V54H141V55H144L145 54V58H147V60H149V62L147 63V64H145L144 65V63H143V61H140L141 59H140V54H138ZM209 54V56H207L208 54ZM210 52V53H209ZM153 53H154V55H153ZM171 53V54H170ZM175 53V54H174ZM179 55H178V54ZM230 53V54H229ZM88 56H90V57H87V55ZM99 54V55H98ZM106 54H107V56H106ZM112 54V55H111ZM168 54L171 56V57H169L168 56ZM173 54V55H172ZM190 54H191V56H192V54H193V58L190 56ZM194 54H195V56H194ZM203 54H207V55H203ZM210 54H211V56H210ZM58 55V56H57ZM105 56V57H109L110 55L111 56H113V59L114 60H111V61H113L112 62V64L109 62V63H107V62H100V61H97L98 60V58L100 57L101 58V56ZM138 55V56H137ZM159 55V56H158ZM163 55V57H161ZM202 55V56H201ZM231 55V56H230ZM94 56H96V58L94 57ZM136 56H137V58H136ZM157 57L156 59H154L155 57ZM165 56H167V57H165ZM172 56H173V58H172ZM187 58H186V57ZM196 56H197V58H196ZM205 56H207V57H205ZM220 56V57H219ZM85 57H87V58H85ZM169 57V58H168ZM174 57L176 58V60L173 62V60H174ZM183 57H184V59L186 58V60L189 58V57H191V59L189 58L186 62H185V60L183 59ZM211 57L213 58V59H218V60H211ZM215 57V58H214ZM229 57H231V60L229 59ZM99 58V59H100ZM131 58H133V59H131ZM159 58H160V60H159ZM162 58V59H161ZM202 58H203V60H202ZM223 58V59H222ZM234 60H233V59ZM28 60H31L30 58H27ZM117 59L119 60H121V62L123 63V65L122 66H120V68H119V65H118V63H117ZM138 59V60H137ZM173 59V60H172ZM205 59H206V62H205ZM228 59V60H227ZM77 60H78V63H77ZM81 60H83V61H81ZM90 60V61H89ZM93 60V61H92ZM134 60H135V62H134ZM171 60V61H170ZM177 60H179V61H177ZM180 60H184V61H182L183 63H186L188 66L186 67V65L185 64H182V62L180 63ZM199 60V61H198ZM222 60H223V62H224V60H225V63H227V61H230L232 64H227V66H224V65H222ZM227 60V61H226ZM238 60V61H237ZM79 61H81V62H79ZM85 61V62H84ZM134 63H133V62ZM138 61V62H137ZM151 61V62H150ZM156 61V62H155ZM159 61V62H158ZM165 61H168V62H166V65H165ZM169 61H170V63H169ZM178 63H180V67H179V65L177 64V62ZM197 61V62H196ZM204 61V62H203ZM33 62L34 63H41L42 61L41 60H33ZM76 62V63H75ZM94 62V63H93ZM96 62V63H95ZM100 62V63H99ZM142 63V64H140V63ZM199 62H201V63H199ZM219 62V63H218ZM237 62V63H236ZM15 63V62H14ZM84 63H85V65H87L86 63H88V67L86 68V67H84ZM151 63V64H150ZM157 63V64H156ZM174 63V64H173ZM189 63V64H188ZM206 63V64H205ZM221 63V64H220ZM238 63L240 64V65H238ZM80 64H83L82 66H83V68H84V70H85V72L83 73V68L81 67V68H79L81 65ZM115 64V65H114ZM137 64H140V65H138L137 66ZM150 64V65H149ZM163 64V66H162V69L160 68L161 67V65ZM184 66V68H182L183 66ZM190 64L191 65H194L195 67V70L194 69H191V67H189L190 66ZM15 65V64H14ZM93 65V66H92ZM98 67H97V66ZM109 65V66H108ZM114 68L115 66H116V69L114 70L113 68L111 69V66ZM144 65V66H143ZM154 66V68L152 67V66ZM156 65H159V68H156L157 66ZM165 65V66H164ZM170 65V66H169ZM177 65V66H176ZM201 65V66H200ZM232 65V66H231ZM255 65V66H254ZM253 65V68L251 69V71L250 72H252L251 74H256V75H258V73H260V74H262V75H264V64L262 65V66H259V65H257V64H254ZM94 66H96L95 68H94ZM105 66H107L108 67V69H107V67H105ZM130 66V67H129ZM142 66V67H141ZM152 68H151V67ZM199 66H200V68H199ZM212 66H214V67H212ZM220 66H222V68L220 67ZM224 66V67H223ZM12 67V66H11ZM15 67V66H14ZM90 67H91V69L95 72V75H94V73H93V71L90 69ZM145 69H144V68ZM148 67H150L151 69H153L152 70V72H151V70H148ZM170 67V68H169ZM187 69H186V68ZM206 67V68H205ZM217 67V68H216ZM233 67H236V68H233ZM237 67L239 68V69H237ZM242 67V68H241ZM13 68V67H12ZM11 68V69H12ZM103 68H105V69H107V71L105 70V69H103ZM111 69V71H112V73H111V71H109V73H107L108 72V70H110ZM130 68V69H129ZM141 68V69H140ZM166 68H168V69H166ZM174 68V69H173ZM203 68V69H202ZM233 68V69H232ZM259 68V69H258ZM95 69V70H94ZM118 69V70H117ZM133 69V70H132ZM147 69V70H146ZM172 70V72L174 71V73H171V70ZM189 70V71H191V72H185V70ZM197 69V70H196ZM219 69H220V71H221V69H222V72L220 73L219 72ZM224 69V70H223ZM236 69H237V72H234V71H236ZM254 69V70H253ZM262 69V70H261ZM80 70H83V71H81L80 72ZM87 70V71H86ZM89 70V71H88ZM119 72V74H118V72ZM132 70V71H131ZM147 72L146 73V79L144 78V81H142V83H140V85L143 87V89L140 91V92H135L136 93V97L135 96H132V92L134 93V86H136V84L137 83H139V79H140V75H138V74H145V71ZM162 70H163V72H162ZM165 70H166V72H165ZM168 70L170 71V72H168ZM176 70H177V72H176ZM183 70H184V72H183ZM201 70H202V72H201ZM217 70V71H216ZM238 70H240L239 72H238ZM101 71V72H100ZM105 71V72H104ZM131 71V72H130ZM135 71V72H134ZM153 71H155V72H153ZM160 71V72H159ZM205 71V72H204ZM216 71V72H215ZM226 73H225V72ZM256 71V72H255ZM86 72H88V73H86ZM114 72H115V74H114ZM128 72V73H127ZM168 72V73H167ZM196 72V73H195ZM263 72V73H262ZM75 75H74V74ZM81 73V74H80ZM98 73V74H97ZM111 73V74H110ZM152 73H153V75H152ZM156 75H155V74ZM167 74V75H165V74ZM180 73H182V75L180 74ZM200 73V74H199ZM201 73H204V74H207V77L204 75H202ZM215 73H220L219 75H217V74H215ZM222 73H224L223 75H222ZM235 73H239L238 75L239 76H237ZM241 73V74H240ZM73 74V75H72ZM80 74V75H79ZM158 74V75H157ZM159 74H160V76H159ZM169 74H172V76L174 77V78H172V76H170ZM190 74V75H189ZM199 74V75H198ZM237 76V82L235 81L236 80V76ZM243 74H244V71H243ZM76 75H78L77 77H75V78H73V79H71L72 77H74V76H76ZM97 75H98V77L100 76V78L99 79H103V77H101V76H105V78L103 79V80H99V81H97L98 80V77H97ZM117 75V76H116ZM137 75V76H136ZM188 75V76H187ZM203 76V78L202 79H204L205 80V78L207 79V80H210V82L209 81H207V80H205V82L201 79V81H200V79H198V81H196L197 79L196 78H199L198 76ZM96 76V77H95ZM114 76V77H113ZM123 76V77H122ZM134 76V77H133ZM151 76H153V77H151ZM164 76V77H163ZM182 76V77H181ZM185 76H187V78H185ZM196 78H195V77ZM213 76V77H212ZM221 76V77H220ZM240 76H242V79H241V77ZM93 77L95 78L94 80H93ZM132 77V78H131ZM155 77V78H154ZM157 77V78H156ZM177 77H181V78H177ZM184 77V78H183ZM188 77L190 78V79H188ZM226 78V79H223V78ZM149 78V79H148ZM159 78H162V79H159ZM172 78V79H171ZM194 78L196 79V80H194ZM221 78H222V80H221ZM233 78V79H232ZM234 78H235V80H234ZM123 79V80H122ZM125 79V80H124ZM128 79V80H127ZM160 82H157V80ZM184 79V81L185 82H183L182 80ZM186 79H188V81L186 80ZM228 79H229V81H228ZM74 80H73V84L75 83L74 82ZM86 80H87V82H86ZM109 80V81H108ZM114 80V81H113ZM116 80V81H115ZM168 80L170 81V82H168ZM176 80V81H175ZM221 80V82L223 81L224 82V84H223V82H222V84H223V86H222V84H221V82L219 83V81ZM240 80V81H239ZM111 81H112V83H111ZM122 81V82H121ZM151 81H152V83L154 84H152L151 83ZM203 81V82H202ZM228 81V82H227ZM234 83V81H235V83L234 84H232V82ZM244 81V82H243ZM84 82V83H83ZM97 82L100 84L99 86L97 85ZM101 82V83H100ZM172 82V83H171ZM194 82L196 83V84H198V82H199V84H201V85H198V87H200V88H197V85H195L194 84ZM207 82V83H206ZM241 82V83H240ZM253 82V83H252ZM69 83H72V81L71 82H69ZM82 83H83V85H82ZM105 83V84H104ZM122 83V84H121ZM147 83H149V85L147 84ZM159 83V84H158ZM175 83V84H174ZM227 83V84H226ZM230 83V84H229ZM73 84H71L72 86L69 88V91H67V99H68V101H71V103L73 104V106H71V109H73L74 108V99L77 97V96H84L85 98H87V97H89V95L88 96H86V95H83V93L82 94H79V95H77L78 93L76 92L77 91V89H72V87H73ZM91 84H93L94 86L91 88ZM115 84H117V85H115ZM127 84V85H126ZM157 84V85H156ZM191 84V85H190ZM221 84V85H220ZM244 84V85H243ZM250 84V85H249ZM103 85V86H102ZM113 85H114V87H116V88H113ZM121 85H124L122 88H121ZM131 85V86H130ZM161 85V86H160ZM189 85H190V87H189ZM209 85V86H208ZM216 85V86H215ZM225 85H227V86H225ZM243 85V86H242ZM253 85V86H252ZM75 86H76V84H75ZM74 86V87H75ZM87 86V85H86ZM106 86H107V89H106ZM127 86V87H126ZM163 86V87H162ZM211 86V87H210ZM221 86V87H220ZM231 86H233V87H231ZM240 86V87H239ZM73 87V88H74ZM113 88V89H111V88ZM147 87V88H146ZM153 87H154V89H153ZM204 87V89H202ZM220 87V88H219ZM244 87H245V89H244ZM248 87H250V88H248ZM76 88V87H75ZM120 88V89H119ZM129 88V89H128ZM132 88H133V90H132ZM162 88V89H161ZM165 88V89H164ZM194 88H197L198 89V91L196 90V89H194ZM209 88L210 89H213V91H209ZM247 88V89H246ZM252 88V89H251ZM89 89V90H90ZM110 89V90H109ZM115 89V90H114ZM122 89V90H121ZM141 89V88H140ZM152 89V91H150ZM159 89V90H158ZM258 89V90H257ZM78 90L80 91V92H82V90L81 89H79L78 88ZM112 90H114L115 91V94L117 93V95H115L114 94V92L112 91ZM125 92H124V91ZM146 90V91H145ZM201 90V91H200ZM202 90H203V92H202ZM208 90V91H207ZM239 90V91H238ZM243 90V91H242ZM254 90H257V91H254ZM261 92H260V91ZM74 91H75V93H74ZM108 91V92H107ZM111 93H110V92ZM117 91H119V92H117ZM148 91H150V94H151V96L148 94ZM166 91H168V92H166ZM237 91V92H236ZM79 92V93H80ZM107 93V95H106V93ZM128 92V94L130 95H128V94H126ZM146 92H147V94H146ZM188 92V93H187ZM195 92H198V93H195ZM201 92L203 93V94H201ZM210 94H209V93ZM212 92L214 93V95L215 96H217V99H215V101H213V99L212 98H210V96L212 97ZM97 95H96V94ZM200 93V94H199ZM208 93V94H207ZM237 93V94H236ZM263 95H262V94ZM73 96H72V95ZM75 94V95H74ZM153 94V95H152ZM181 94V95H180ZM197 94H198V96L200 95V97L199 98H197L198 96H197ZM204 94H205V97L207 96V95H209V97L207 96L206 98L204 97ZM259 94L260 95H262V96H259ZM92 95V94H91ZM100 95H102V96H100ZM113 95V96H112ZM144 95V96H143ZM107 98H106V97ZM110 96H112V97H110ZM125 96H126V98H125ZM188 96L191 98V96H195L194 98L197 100V101H192V99H188ZM215 96H213V98H216ZM253 96L255 97V99L253 98ZM259 96V97H258ZM74 97V98H73ZM104 97V98H103ZM128 97V98H127ZM132 97H134V98H136V99H134V100H137V101H133L132 99ZM142 97H144L145 99H143ZM172 97H175V98H172ZM261 97V98H260ZM91 98L89 99V98H87V99H85V100H83L84 98H82V102L80 103V104H78V105H76L75 104V108L76 109H78V108H83L84 109V111H85V109H86V104L85 103H88V104H91V103H89L90 101H91ZM147 98V99H146ZM151 98V99H150ZM201 98L203 99V101L201 100ZM207 100V98H210V100L211 101H213V102H211V101H208L209 103H206L207 101L205 100V99ZM99 99V100H98ZM130 99V100H129ZM138 99H140V100H138ZM183 99V100H182ZM201 100V102H200V100ZM89 100V101H88ZM110 100V101H109ZM131 100L133 101V102H131ZM142 100V101H141ZM144 100V101H143ZM194 100V99H193ZM147 101V102H146ZM164 101V102H163ZM179 101V102H178ZM97 102V103H96ZM135 102H137V103H135ZM183 102V103H182ZM198 102H200V103H198ZM211 102V103H210ZM102 103V104H101ZM142 103V104H141ZM145 103V105H146V107L144 106V108L143 107H141V106H143V104ZM178 103H180L179 105H181V107H179L182 111H185V112H182L178 107H177V109H176V106H179L178 105ZM72 104H70V105H72ZM85 104V105H84ZM87 104V105H88ZM101 104V106L104 108V107H106V108H104V109H107V110H104L103 111V108L100 106V107H98L99 105ZM130 104V105H129ZM134 104H136V106H137V109H138V107H139V109L140 110H144V112H145V114H141V113H144L143 112V110H142V112L140 111L139 112V110H136V108H135V110H134ZM148 104L150 105L149 106V109H146V108H148ZM185 105V106H187V107H183L182 108V106L183 105ZM202 104H203V106H202ZM205 104V105H204ZM209 104V105H208ZM83 105H84V107H83ZM110 105V106H109ZM129 105V106H128ZM141 105V106H140ZM260 105V106H259ZM135 106V107H136ZM173 106H175V110H174V107ZM201 106V107H200ZM155 107V108H154ZM158 107V108H157ZM89 108V107H88ZM87 108V109H88ZM97 108H98V110H101V108H102V110L101 111H98L97 110ZM100 108V109H99ZM131 108L134 110V111H132L131 110ZM191 108V110L192 111H190V110H188V109H190ZM174 111H176L175 113H171V112H174ZM184 109V110H183ZM186 109L188 110V111H190L189 113H187V114H185L187 111H186ZM223 109V110H222ZM226 109V107L223 105V108H221V109H219L218 110V112L215 114V115H220V113L222 114V112L224 111ZM94 110V111H95ZM150 110V111H149ZM152 110H154V111H152ZM180 110V111H179ZM93 111V112H94ZM99 113H98V112ZM178 111V112H177ZM257 111H259V112H257ZM107 112V113H106ZM110 112V113H109ZM116 114H115V113ZM137 112V113H136ZM169 112L172 114H169ZM182 113V116H181V114L180 113ZM192 112H194V113H192ZM104 113V114H103ZM109 113V114H108ZM112 113V114H111ZM114 113V114H113ZM152 113V114H151ZM178 113V114H177ZM90 114V115H89ZM95 114H96V116H97V114L98 115H100V116H97V117H95ZM106 114H108V117L110 118V120H111V122H110V120H109V118H108V120L109 121H107V116H106ZM111 114V115H110ZM131 114H134V115H132L131 116ZM184 114H185V116H184ZM260 114V115H259ZM86 115H88V116H86ZM135 115H138V116H144V115H148L147 117L146 116H144V118L145 119H147L148 117H149V119L148 120H144V118L143 117H140L138 120L140 121L139 123L141 124L142 122H144V124L142 123L141 125L140 124H138L137 123V126L135 125V119H136V116ZM179 115V116H178ZM197 115V116H196ZM114 116V117H113ZM138 116H137V118H138ZM177 116L179 117V118H177ZM182 118H181V117ZM184 116V117H183ZM82 117H84V116H82ZM101 118V120H100V118ZM257 118V119H255V118ZM262 117V118H261ZM118 118V119H117ZM85 119H87V118H85ZM116 119V121H114ZM142 119V120H141ZM180 119V120H179ZM253 119H255V120H253ZM262 119V120H261ZM83 120V121H82ZM105 120H106V122L108 123H106L105 122ZM129 120V121H128ZM137 120V119H136ZM172 121L173 123V125L175 124V122H176V124H178V122L177 121ZM184 120H183V123H184ZM261 120V121H260ZM97 121V122H96ZM104 121V122H103ZM115 123H114V122ZM146 121V122H145ZM194 121V122H193ZM253 121H254V123H253ZM259 123V126H261V127H259V126H257L258 125V123ZM78 122V123H79ZM119 122V123H118ZM125 122V123H124ZM148 122H150L149 124H147L146 125V123H148ZM191 122V123H190ZM193 122V123H192ZM263 122V123H262ZM86 123H87V126H89V127H94V128H96L95 129V131H93L94 129L92 128V130L89 128V127H87V126H85L86 125ZM106 125H109L108 127H106V128H104V125L105 124ZM171 124V125H172ZM194 124V125H193ZM252 124H254V125H252ZM261 124V125H260ZM168 125V124H167ZM166 125V126H167ZM102 126V127H101ZM140 128H139V127ZM146 126V127H145ZM141 127H143V128H141ZM168 127L169 126H167V130H169L170 132H171V129L169 128L168 129ZM177 127H178V125H177ZM257 127H259L258 129H257ZM115 128V127H114ZM137 128V129H136ZM262 128V129H261ZM110 129H113V128H110ZM133 129V130H132ZM175 129H176V127H175ZM178 129V128H177ZM104 130V131H103ZM129 130H130V132H129ZM167 130H164L162 133L164 134V136H165V132L167 133V136H165V138L163 137V139H162V142L160 141L158 144L159 145H161V147H159V146H157L158 148H157V154H156V156H158V158L155 156L154 157V159L156 158V159H158L159 161H157V160H154L153 162V164H155V166H154V170H151V173L153 174V175H158V174H160V175H162L163 176V180L165 179V181H164V184H167V185H165V186H167V188L168 187H170V184H177V181L176 182H174L176 179H175V171H176V168L179 166V164H180V162L181 161H184V160H188L189 158H187L188 156H186V158H184V156L185 155H187V153L185 152V155H182V157L180 158V156H181V154H182V152L181 151H185V149H186V145L183 143V148L181 147V148H179V146H182V143H180V145L178 146L177 144H174V142L172 141L171 142V140H174L173 138L174 137H172L171 138V136L173 135V134H170L169 133V131H167ZM128 131V132H127ZM144 131V132H143ZM173 131V130H172ZM104 132H106V133H104ZM126 132V133H125ZM147 132V131H146ZM148 132H151L150 130L148 131ZM191 132V133H190ZM129 133V134H128ZM169 133V134H168ZM193 133H195V131L193 132ZM261 133V134H260ZM127 134H128V136H127ZM162 134V135H163ZM126 135V136H125ZM259 136L257 135L256 136V139H257V148L262 152V155H264V140H262V139H264V138H262V137H264V136H261V138H259ZM168 138V139H167ZM95 139V140H96ZM120 139V140H119ZM170 139V140H169ZM109 140V139H108ZM258 140L260 141V142H258ZM122 141H125V140H122ZM166 142H168V143H166ZM119 143H122V144H124V145H122V144H119ZM160 143H162V144H160ZM166 145H165V144ZM172 144H174V145H172ZM120 145V146H119ZM163 145H165L164 147H163ZM178 146V148H177V146ZM170 146V148H166V147H169ZM172 146V147H171ZM176 146V147H175ZM230 148H231V146L232 145H228ZM263 146V147H262ZM121 147H122V149H121ZM124 147V148H125ZM130 147V146H129ZM131 147H133V146H131ZM134 147H136L135 145H134ZM134 147L132 148V149H134ZM226 147V146H225ZM224 147V148H225ZM174 148H175V153H174ZM219 148V147H217V146H214V147H212V148H208L207 150H208V152L209 153H207L206 154V152L204 151V150H202L203 152H205V154L204 155H206V157H208L209 155V157L208 158H206V157H204V158H206V160H208L207 162H205L206 160L203 158L202 159V157L204 156H202V153L203 152H201L200 151V153L198 154V156L199 155H201L202 157L200 158V157H197L198 158V160H197V158H196V163H195V165L197 166V170H196V172H194V175H193V177H192V179L191 180H189L188 181V183L189 182H191V184H190V188L189 187H187V189H186V194L189 196V194H194V195H192L191 194V196H194L193 197V199L196 197L197 198V196H202V195H204V193H203V191H201V190H199L198 189V187H199V182H200V178H202V175H203V169L205 168V167H203V166H205V164L207 163L208 164V162H210L211 160H216V161H218L217 159H219V160H221V156H219V155H217V154H215L216 153V151H217V149ZM163 149L165 150V151H163ZM226 150H228L229 148L228 147H226L225 148ZM122 150V152L120 153V151ZM124 150V151H123ZM179 150H180V152H179ZM213 150V151H212ZM216 150V151H215ZM134 151V150H133ZM161 153H160V152ZM215 151V152H214ZM212 152V153H211ZM165 153V154H164ZM174 153V154H173ZM178 153H179V155H178ZM184 153V152H183ZM218 153V152H217ZM117 154V155H118ZM212 154V155H211ZM215 156H218V157H215ZM163 157H165V158H163ZM167 157V158H166ZM215 157V158H214ZM160 158V159H159ZM200 158V159H199ZM214 158V159H213ZM162 159V160H161ZM182 159V160H181ZM201 159H202V161H201ZM210 159V160H209ZM204 160V161H203ZM155 161H156V163H155ZM161 161H163V162H161ZM198 161V162H197ZM201 161V162H200ZM158 163H160V164H158ZM183 163V162H182ZM198 163V164H197ZM203 163H205V164H203ZM202 164V165H201ZM263 164H264V162H263ZM165 165V166H164ZM161 166V167H160ZM156 167V168H155ZM159 167V168H158ZM173 167V168H172ZM163 168V169H162ZM171 168V169H170ZM156 170V172L154 173V171ZM162 170H164L163 172H162ZM169 170V171H168ZM173 171V172H172ZM165 172V173H164ZM201 172V173H200ZM166 173H168V174H166ZM172 175H174V178L172 177ZM166 176V177H165ZM196 176V177H195ZM173 179H172V178ZM166 178H168V179H166ZM172 179V180H171ZM194 179H196V182H195V180ZM167 180H168V182H167ZM169 180L170 181H172V182H170L169 183ZM167 182V183H166ZM175 184V185H176ZM194 185V186H193ZM198 186V187H197ZM189 188V189H188ZM264 188V187H263ZM193 191H192V190ZM199 191H198V190ZM191 190V191H190ZM195 190V191H194ZM197 190V191H196ZM170 192V191H169ZM188 192V193H187ZM190 192V193H189ZM197 192L199 193V194H201V195H197ZM166 196V195H165ZM167 197V196H166ZM166 197H164V199L165 200H169L168 199V197L166 198ZM195 198V199H196ZM194 199V200H195ZM182 209H183V207H184V209L185 208H187L188 206H186V205H184V206H180ZM183 209V210H184ZM245 213V212H244ZM262 215V214H261ZM259 219H260V217H259ZM262 219V218H261ZM245 224H246V222H244ZM243 224V223H242ZM245 224H243V225H245ZM242 225V226H243ZM11 250V248H8L7 249V251H10ZM264 264V263H263Z\"/></svg>", "mask_w": 264, "mask_h": 264}]
</instances>
